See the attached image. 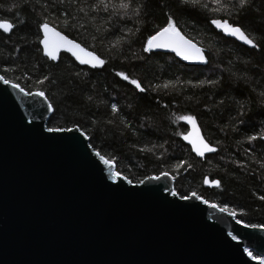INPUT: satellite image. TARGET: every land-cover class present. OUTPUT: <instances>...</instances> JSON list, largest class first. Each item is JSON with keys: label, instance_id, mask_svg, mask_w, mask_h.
<instances>
[{"label": "trees", "instance_id": "16d2710c", "mask_svg": "<svg viewBox=\"0 0 264 264\" xmlns=\"http://www.w3.org/2000/svg\"><path fill=\"white\" fill-rule=\"evenodd\" d=\"M169 15L207 64L143 51ZM214 19L241 27L257 47L226 38L210 25ZM1 21L13 29L0 31V75L44 93L52 106L48 128L77 126L132 183L168 173L180 197L195 193L264 227V0H0ZM43 23L96 53L103 68L81 67L67 54L56 63L43 57ZM181 116H192L195 126ZM192 129L216 151L194 156L183 139ZM205 177L219 186L206 187Z\"/></svg>", "mask_w": 264, "mask_h": 264}, {"label": "water", "instance_id": "95a60500", "mask_svg": "<svg viewBox=\"0 0 264 264\" xmlns=\"http://www.w3.org/2000/svg\"><path fill=\"white\" fill-rule=\"evenodd\" d=\"M40 41L42 56L54 63L64 53L81 67L104 66L81 64L76 55L87 57L67 45L51 60ZM12 85L0 80V264H261L264 227H245L192 194L181 199L168 173L136 184L121 174L113 180L114 163H103L77 126L49 131L47 98ZM189 133L204 139L199 129ZM187 144L197 158L210 154L199 156ZM214 181L205 177L204 185L216 188Z\"/></svg>", "mask_w": 264, "mask_h": 264}, {"label": "snow or ice", "instance_id": "6c2138e0", "mask_svg": "<svg viewBox=\"0 0 264 264\" xmlns=\"http://www.w3.org/2000/svg\"><path fill=\"white\" fill-rule=\"evenodd\" d=\"M102 2V0H101ZM185 3L188 2H198V0H184ZM217 3L220 2V0H216ZM241 6L245 5L247 3V0H239ZM123 7L127 8L128 5L124 4ZM212 25L215 26L217 29L223 31L226 35L235 37L236 39L242 41L244 44L249 45L250 47H257V45L254 43L253 39H250L248 35H246L245 31L241 29L239 26H234L230 24L227 20H218L214 19L211 21ZM13 28V25L11 23L7 22H0V30H2L4 33H9ZM40 29L44 34V39L40 41V43L43 45L44 54L51 60H56L58 53L61 49L62 45H67L68 51H72L73 49L78 50L79 52L84 53V56L87 58H84L80 55H76V52H73L74 55H76L77 60L81 64H90L91 67L97 68L102 67L105 64V61L98 56L94 55L91 52H85L84 49L80 48L79 44L74 43L71 40H68L66 37L62 36L59 32H55L54 29L50 28L47 23H44L40 25ZM51 36H54L57 38L56 41H52L50 39ZM156 50H168L175 52L177 56H179L181 59L186 61H191L194 63H200V64H207L208 61L204 55V52L201 48L197 47L196 44H194L191 40L186 39L184 35L181 34L177 22L173 19L171 15L168 17V21L165 27L160 29L158 32H156L154 35H151L143 48L144 52H153ZM116 75L120 76L123 80L128 81L132 85L135 86L137 90L140 92H144L145 89L141 86V84L136 80H130L127 75L124 73H117ZM0 80L3 81V83L8 84L9 81L5 79L4 77L0 76ZM13 88H19V85L13 84ZM21 92H23V89H19ZM35 95L43 97V92H37ZM49 109L51 110V105H48ZM112 110L115 112L117 110L116 105L112 106ZM180 120H184L193 126H195V119L192 116H181L179 117ZM49 131H58L59 129H48ZM71 130V129H69ZM192 134L189 133L188 135H185L183 139L187 140L190 144H192L193 151L196 152L197 155L203 156L205 152H214L216 149L214 147H211L208 143L204 141L203 138L197 137L196 141H193L190 139V136ZM260 139H264V133H262L259 137ZM257 139L256 136L249 137V140H255ZM99 155V153H97ZM101 161L103 163L109 165V167H112L113 162L106 160L103 156H100ZM164 175H167L165 173ZM120 176L119 173H113V180L116 179V177ZM153 179H159V177H153ZM131 183V181H129ZM143 183V181H141ZM205 183H208L206 180ZM214 184L216 186H219L218 181H214ZM173 195H176L175 192L172 193ZM193 197H196L197 199H200V197L196 196L195 193H192ZM181 199H189V197L184 196L181 197ZM261 199H264V197H261ZM213 208H216L217 206L215 204L211 205ZM219 211L222 213H227L228 215H231L233 217L236 216L235 212H230L227 207H220ZM237 223H241V221L237 220ZM245 227H248V225H245ZM251 227L255 228L257 225H252ZM249 256L252 254L249 252ZM261 264H264V260L261 261Z\"/></svg>", "mask_w": 264, "mask_h": 264}, {"label": "rangeland", "instance_id": "374dc122", "mask_svg": "<svg viewBox=\"0 0 264 264\" xmlns=\"http://www.w3.org/2000/svg\"><path fill=\"white\" fill-rule=\"evenodd\" d=\"M251 253L252 254V252L251 251H247V253ZM252 256V255H251ZM253 257V256H252ZM253 258H255V259H260L259 257L258 258H256V257H253Z\"/></svg>", "mask_w": 264, "mask_h": 264}, {"label": "flooded vegetation", "instance_id": "af4514ba", "mask_svg": "<svg viewBox=\"0 0 264 264\" xmlns=\"http://www.w3.org/2000/svg\"><path fill=\"white\" fill-rule=\"evenodd\" d=\"M40 38H41V34H40V37H39V41H40ZM39 46H40V45H39ZM40 49H41V48H40ZM61 54H64V53H61ZM61 54H60V55H61ZM59 57H60V56H59ZM58 59H59V58H58Z\"/></svg>", "mask_w": 264, "mask_h": 264}]
</instances>
